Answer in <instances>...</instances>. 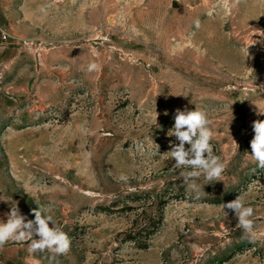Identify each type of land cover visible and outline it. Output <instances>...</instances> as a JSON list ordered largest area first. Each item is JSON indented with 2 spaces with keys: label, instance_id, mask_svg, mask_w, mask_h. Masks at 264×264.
Masks as SVG:
<instances>
[{
  "label": "rangeland",
  "instance_id": "rangeland-1",
  "mask_svg": "<svg viewBox=\"0 0 264 264\" xmlns=\"http://www.w3.org/2000/svg\"><path fill=\"white\" fill-rule=\"evenodd\" d=\"M231 3L0 0V221L48 206L71 240L54 258L9 242L0 264H264V169L249 156L264 120V0ZM195 108L228 162L198 190L166 154L176 110ZM238 195L253 234L219 207ZM142 210L161 217L146 247L126 239Z\"/></svg>",
  "mask_w": 264,
  "mask_h": 264
},
{
  "label": "clouds",
  "instance_id": "clouds-1",
  "mask_svg": "<svg viewBox=\"0 0 264 264\" xmlns=\"http://www.w3.org/2000/svg\"><path fill=\"white\" fill-rule=\"evenodd\" d=\"M238 5L239 0H232L231 7L235 8ZM195 24L198 28L199 21L197 20ZM248 46L246 47V58L249 56ZM99 69L100 65L95 62L87 65L88 73ZM256 114L258 116L264 115V111L258 108ZM155 119L157 121V115ZM210 125L211 121L204 110L196 108L195 110L177 109L173 128L168 132V135L175 136L179 143L170 145L171 150L166 154H170V158L174 159L175 164L173 166L175 168L192 169L179 173L184 183L189 184L192 189L198 190L195 181L202 176L209 182L220 181L227 167L228 162L213 153L211 141L215 137V132ZM252 130L254 135L250 141L251 154L248 155L260 169H264V120L253 121ZM186 145L189 147L186 148ZM118 180L127 183L129 177L127 174L121 173ZM0 200L5 199L0 198ZM37 205L38 208L32 209L34 219H28L21 214L16 206L10 208L6 214V222L0 221V248L9 242H27L30 254L47 251L52 254L53 258L67 254L71 246L69 236L57 225L50 214L52 211L50 207ZM219 207L225 215H227L225 209L233 211L238 226L244 229L246 233L253 234L254 222L252 217L255 210L246 203L243 196L238 195L233 201L222 203ZM34 264H39V261H34Z\"/></svg>",
  "mask_w": 264,
  "mask_h": 264
},
{
  "label": "trees",
  "instance_id": "trees-1",
  "mask_svg": "<svg viewBox=\"0 0 264 264\" xmlns=\"http://www.w3.org/2000/svg\"><path fill=\"white\" fill-rule=\"evenodd\" d=\"M160 224V216L152 211L142 210L135 215L133 224L126 233V239L133 241L139 247H146L149 239L156 233Z\"/></svg>",
  "mask_w": 264,
  "mask_h": 264
},
{
  "label": "built area",
  "instance_id": "built-area-1",
  "mask_svg": "<svg viewBox=\"0 0 264 264\" xmlns=\"http://www.w3.org/2000/svg\"><path fill=\"white\" fill-rule=\"evenodd\" d=\"M7 33H6V30L3 26V24L0 22V42L3 43L6 41L7 39Z\"/></svg>",
  "mask_w": 264,
  "mask_h": 264
}]
</instances>
